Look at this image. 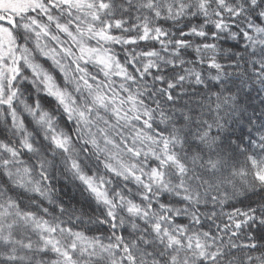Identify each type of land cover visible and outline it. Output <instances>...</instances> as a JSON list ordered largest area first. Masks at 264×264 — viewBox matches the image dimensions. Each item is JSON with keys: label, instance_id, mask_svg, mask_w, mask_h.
Returning <instances> with one entry per match:
<instances>
[{"label": "snow or ice", "instance_id": "snow-or-ice-1", "mask_svg": "<svg viewBox=\"0 0 264 264\" xmlns=\"http://www.w3.org/2000/svg\"><path fill=\"white\" fill-rule=\"evenodd\" d=\"M0 264H264V0H0Z\"/></svg>", "mask_w": 264, "mask_h": 264}]
</instances>
